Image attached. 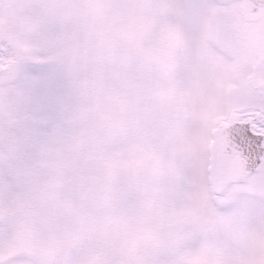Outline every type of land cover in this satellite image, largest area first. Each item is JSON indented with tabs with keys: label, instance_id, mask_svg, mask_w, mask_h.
<instances>
[{
	"label": "clouds",
	"instance_id": "9594fccd",
	"mask_svg": "<svg viewBox=\"0 0 264 264\" xmlns=\"http://www.w3.org/2000/svg\"><path fill=\"white\" fill-rule=\"evenodd\" d=\"M184 4L35 0L28 9L41 17L51 9L61 22L26 25L21 46L46 44L45 55L67 50L80 100L65 110L67 129L35 153L34 181L20 183L5 169L0 209L14 218L13 254L30 264H252L254 252L264 253V208L242 209V229L237 217L218 214L211 177L186 189L176 182L198 151L182 119L193 110L191 91L173 90L152 55L154 41L141 52L123 39L148 24L174 37L182 55L187 44L194 67L211 76L220 52L210 36L186 35ZM88 6L98 11L85 13ZM15 14L20 0H0V16ZM129 181L138 195L118 196Z\"/></svg>",
	"mask_w": 264,
	"mask_h": 264
},
{
	"label": "snow or ice",
	"instance_id": "6c2138e0",
	"mask_svg": "<svg viewBox=\"0 0 264 264\" xmlns=\"http://www.w3.org/2000/svg\"><path fill=\"white\" fill-rule=\"evenodd\" d=\"M20 4L21 24L0 17V187L5 169L20 183L34 181L35 153L67 129L65 110L80 100L67 50L45 55L46 44H20L26 25L55 28L60 19L51 9L47 17L29 14L35 0ZM183 7L186 35L192 40L210 36L220 52L211 76L194 67L187 44L182 55L174 37L154 33L148 24L123 39L141 52L145 41H154L152 55L173 90L181 96L191 91L193 110L182 119L198 151L176 182L186 189L211 177L218 214L237 217L243 229L241 210L264 208V0H186ZM83 11L98 10L88 6ZM194 83L199 86L192 89ZM64 179L70 188L76 177ZM117 195L133 199L138 193L129 181ZM38 211L51 210L41 206ZM17 243L14 218L0 209V264H30L22 252H11ZM252 264H264V253L254 252Z\"/></svg>",
	"mask_w": 264,
	"mask_h": 264
},
{
	"label": "rangeland",
	"instance_id": "374dc122",
	"mask_svg": "<svg viewBox=\"0 0 264 264\" xmlns=\"http://www.w3.org/2000/svg\"><path fill=\"white\" fill-rule=\"evenodd\" d=\"M185 3H186V0H185ZM19 16H20V14H15V15H13L10 18H5V17L4 18L7 19V20H9L13 24L19 25V24L22 23V21L19 19ZM0 17H3V16H0Z\"/></svg>",
	"mask_w": 264,
	"mask_h": 264
}]
</instances>
